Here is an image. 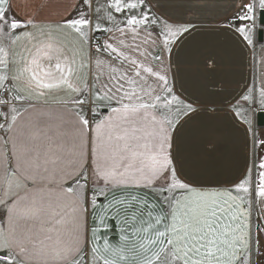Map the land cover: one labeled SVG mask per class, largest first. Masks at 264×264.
Returning a JSON list of instances; mask_svg holds the SVG:
<instances>
[{"label": "snow or ice", "instance_id": "1", "mask_svg": "<svg viewBox=\"0 0 264 264\" xmlns=\"http://www.w3.org/2000/svg\"><path fill=\"white\" fill-rule=\"evenodd\" d=\"M49 7L0 0V264H264V77L202 102L172 59L199 25L152 0ZM229 7L215 30L254 46L264 0Z\"/></svg>", "mask_w": 264, "mask_h": 264}, {"label": "crops", "instance_id": "2", "mask_svg": "<svg viewBox=\"0 0 264 264\" xmlns=\"http://www.w3.org/2000/svg\"><path fill=\"white\" fill-rule=\"evenodd\" d=\"M24 3L25 0H19ZM41 3L43 0H34ZM159 13L171 23L180 24L191 21L199 25L197 31L186 34L173 50L174 65L179 63L177 91L185 95L199 97L201 101L230 99L246 87L253 84L259 89L264 77V41L258 42L257 31L254 35V46L247 48L229 32L215 30V20L230 11L234 0H152ZM65 0H50V7L44 10V16L51 15L57 19L58 5ZM34 11V9H29ZM65 13L60 12V15ZM215 60L214 72L208 71L206 62ZM219 93V96L211 95ZM218 115L223 118L222 106ZM257 128H260L256 125ZM264 127V126H262ZM227 135L233 147L242 159L243 132L226 123ZM3 210L0 209V212ZM259 210L252 214L253 231Z\"/></svg>", "mask_w": 264, "mask_h": 264}, {"label": "water", "instance_id": "3", "mask_svg": "<svg viewBox=\"0 0 264 264\" xmlns=\"http://www.w3.org/2000/svg\"><path fill=\"white\" fill-rule=\"evenodd\" d=\"M261 18H264V16H262ZM257 40H258V42H263L264 41V30H261V29L257 30ZM256 125L258 127L264 126V124H261L260 122H256Z\"/></svg>", "mask_w": 264, "mask_h": 264}]
</instances>
